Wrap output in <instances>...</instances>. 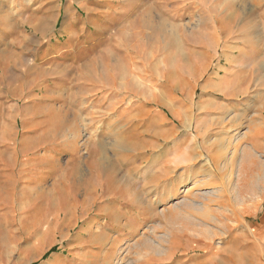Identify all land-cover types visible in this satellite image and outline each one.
<instances>
[{
    "label": "rangeland",
    "instance_id": "obj_1",
    "mask_svg": "<svg viewBox=\"0 0 264 264\" xmlns=\"http://www.w3.org/2000/svg\"><path fill=\"white\" fill-rule=\"evenodd\" d=\"M263 163L264 0H0V264H264Z\"/></svg>",
    "mask_w": 264,
    "mask_h": 264
},
{
    "label": "bare ground",
    "instance_id": "obj_2",
    "mask_svg": "<svg viewBox=\"0 0 264 264\" xmlns=\"http://www.w3.org/2000/svg\"><path fill=\"white\" fill-rule=\"evenodd\" d=\"M165 105V107L167 106L168 108H169V110H170V112H171V114L173 115V117L176 115V113H175V111H173L168 105H166V104H164ZM175 114V115H174ZM238 133V128L236 129V132L235 133H233L234 135H233V138H232V140H233V142L235 143V149L233 150V153L231 154L232 156H231V158H230V161H233V159L237 156V154L239 153V152H243V154H252V152H251V148H253V149H256L257 150V147H258V145H259V143H257V141H258V137H260V135L261 134H259V135H257V136H255L254 138H251L250 140H249V144H251V148H249V147H244L243 145H242V139H244V138H249V135L248 134H245V136H244V138L243 137H240V135L239 134H237ZM203 135V134H202ZM201 135V136H202ZM201 138V137H200ZM255 138H257V139H255ZM253 139V140H252ZM248 140V139H247ZM204 142H206V144H207V146H208V150L210 149V152L211 151H213V148H212V145L211 144H213V142H207L206 140H204ZM249 146V145H248ZM191 147H192V141H191ZM215 147V146H214ZM199 152H197V154H198ZM204 154V152H202V155ZM196 158H195V154H193L192 152H191V162H193L194 160H195ZM217 159V158H216ZM217 161V160H216ZM234 162V161H233ZM264 164V163H263ZM219 167V166H218ZM220 168V167H219ZM211 176V175H210ZM202 182V181H201ZM200 182V183H201ZM196 183L197 182H194V183H192L191 184V190L193 189V188H195L196 187ZM208 182H203L202 184L205 186L206 184H207ZM194 184V185H193ZM214 188V187H213ZM206 191V196L207 195H211V194H213V193H215V192H213V189H206L205 190ZM209 197V196H208ZM230 222V221H229ZM96 232H99V231H96ZM103 239V237H102V235L100 234V233H94V234H92V236L90 237V239L88 240V241H90L91 242V244H97V245H99L100 247L102 246V240ZM90 246H92V245H90ZM104 251V250H103ZM102 253H104V262H105V264H115V262H114V258L112 257V254H111V251H109V250H106L105 252H102ZM235 255V254H234ZM55 262V261H54ZM57 263V262H56ZM120 264H122V262L120 263ZM246 264V263H245Z\"/></svg>",
    "mask_w": 264,
    "mask_h": 264
},
{
    "label": "crops",
    "instance_id": "obj_3",
    "mask_svg": "<svg viewBox=\"0 0 264 264\" xmlns=\"http://www.w3.org/2000/svg\"><path fill=\"white\" fill-rule=\"evenodd\" d=\"M100 227H103V225H101ZM99 227V228H100ZM105 227V226H104ZM91 230V229H90ZM89 235H90V237L92 236V234H94L95 233V231H89ZM102 233H103V235H105V234H107L108 236H109V232H107L106 231V229L104 228L103 229V231H102ZM107 239H110V236H109V238H107ZM101 251V250H100ZM105 251V250H104ZM104 251H102V252H104ZM99 252V251H98ZM93 253H97V252H94V251H89L87 254H86V256L89 258V259H91V257H93ZM101 256H102V262L103 263H101V264H105V262H104V254L102 255V253H101ZM100 257V256H99ZM55 261V260H54ZM54 261H52V262H54ZM84 262V264H94V263H89V261L86 259V260H84L83 261ZM60 263V262H59ZM49 264H51V263H49ZM96 264H100V261H98Z\"/></svg>",
    "mask_w": 264,
    "mask_h": 264
}]
</instances>
